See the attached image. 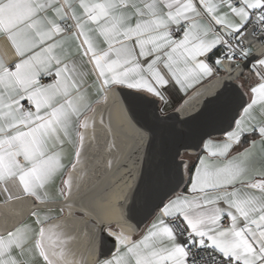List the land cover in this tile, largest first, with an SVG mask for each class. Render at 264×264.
<instances>
[{
  "label": "snow or ice",
  "instance_id": "1",
  "mask_svg": "<svg viewBox=\"0 0 264 264\" xmlns=\"http://www.w3.org/2000/svg\"><path fill=\"white\" fill-rule=\"evenodd\" d=\"M0 38V264H264V169L251 167L264 161V0H0ZM252 57L243 115L191 166L157 161L169 116L148 97L208 80L176 112L189 123ZM142 210L153 219L133 240Z\"/></svg>",
  "mask_w": 264,
  "mask_h": 264
},
{
  "label": "water",
  "instance_id": "2",
  "mask_svg": "<svg viewBox=\"0 0 264 264\" xmlns=\"http://www.w3.org/2000/svg\"><path fill=\"white\" fill-rule=\"evenodd\" d=\"M254 58L255 57L249 58L248 61L245 60L242 63L244 64V66L242 68V74L239 75V79L233 76V81L228 91L218 99L209 103L208 107L205 110L204 116H201L196 120L186 124H182L177 119V110L180 108V105L183 103V101L192 94L195 88L184 98V100L175 109L168 112H164L169 116V120L163 125H157V140L153 145L152 149L150 150V152L156 157L157 161H159L161 157L169 160L175 158L177 165H179L181 160H184L189 164V166H191L192 163L196 162L199 157L205 155V152L203 151V140L206 141L207 139H209V135L216 138L221 137L223 136V132L229 130L230 124L234 122L235 119H239L240 115L242 114L241 106L243 102L248 99L247 95L243 96L242 93V91L244 93H247L242 79L245 74H248L250 72L251 62ZM220 74L226 75V73L224 72H221ZM207 84H209V81L201 85ZM241 84L244 86L242 90L238 87V85ZM201 85L197 86L196 88L201 87ZM215 91L216 88L213 87L211 89V92L214 94ZM206 98L207 95L205 96V99ZM148 100L152 103L151 107L153 109L161 111V101L159 100V98L149 96ZM239 112L240 115H238ZM209 114L212 117L211 122L206 118ZM252 140L258 141L259 136L251 139L245 147L249 146ZM244 148L239 151H243ZM177 153H179V155H177ZM185 153L192 157L184 158L183 156ZM209 159L215 160L214 157L210 156ZM251 167L255 170V174H258L261 169H264V161L260 160L259 158H256L253 160ZM178 178L179 173L177 172V179ZM181 188L185 189L183 185H181ZM61 207L62 205L53 204L51 209L56 208L61 210ZM64 214L65 213L62 212L60 216H63ZM80 214L81 213L76 212V215ZM60 216L54 217L53 219H56ZM29 217H27L23 222H25ZM152 218V216L147 215L146 211L142 210L138 212L131 221L137 229L133 236L138 235ZM113 227L115 228L116 226L113 225ZM105 237L107 238L106 240ZM97 243L100 252L102 253V255L105 256L110 254L111 249L114 246V241H112L111 237L107 236V233H104L100 238H98Z\"/></svg>",
  "mask_w": 264,
  "mask_h": 264
},
{
  "label": "crops",
  "instance_id": "3",
  "mask_svg": "<svg viewBox=\"0 0 264 264\" xmlns=\"http://www.w3.org/2000/svg\"><path fill=\"white\" fill-rule=\"evenodd\" d=\"M203 23H207V21H203ZM70 47H71V50H72V52L74 54L75 53V44L74 43L70 44ZM5 51H6L5 42L3 41L2 38H0V53H3ZM9 55H11L10 52H9ZM87 67L90 69L91 66L89 65ZM252 80H253V76H252V72L251 71L248 74H245V76L242 79V82L245 85V88H246L247 91L249 89V85L252 84ZM207 81L208 80L202 81L201 84H203V83H205ZM50 82H48V83H50ZM90 83H91V78H89V84ZM197 86H199V85H196L195 88ZM193 89H189L188 92L185 93V92H183V91H181L179 89V86L178 85L170 84L167 88H165V100L163 102H161V111L162 112H168V111H171V110L175 109ZM242 114H243V112H242ZM258 114L261 115V118L262 119H264V113H261V111H260V105H259V107L256 106V109L253 111V117L257 121H259L258 117H256ZM244 147H245V145H244V139H243L242 142L238 146L234 147L233 153L241 150ZM65 148H66V155H67V159L65 160V163H67V160L68 159H71L72 150H71V147L70 146H65ZM59 183H60V178L59 177H56L53 182H50L46 186V190L48 191L49 196H52L50 194L51 191H54L57 188H59ZM184 191H187V190H184ZM3 198H4L3 197V194L0 193V201H2ZM150 221L147 223V225L142 229V231L138 235L133 236V238H132L133 240H136V239H139L140 238V234L142 232H144V230H146V228L149 225Z\"/></svg>",
  "mask_w": 264,
  "mask_h": 264
},
{
  "label": "rangeland",
  "instance_id": "4",
  "mask_svg": "<svg viewBox=\"0 0 264 264\" xmlns=\"http://www.w3.org/2000/svg\"><path fill=\"white\" fill-rule=\"evenodd\" d=\"M221 71H223V70H221ZM257 107H259V104L258 105H256ZM256 106H254V109L252 110V116H253V111L256 109ZM243 115V114H242ZM256 117H258V119L259 120H261L262 118H261V115H257ZM240 118V117H239ZM222 137V136H221ZM217 138H220V137H217ZM203 151L204 152H206V150L205 149H203ZM184 158H188V154L187 153H185L184 154V156H183ZM184 190H186V189H184ZM50 194L52 195V196H50L53 200H57V199H60L59 198V195H58V188L56 189V190H54V191H51L50 192ZM41 211H47V210H41ZM62 214V211L60 210V209H51V217L52 218H54V217H57V216H60ZM32 222V218L31 217H29L25 222H23V223H25V224H30ZM133 238V237H132Z\"/></svg>",
  "mask_w": 264,
  "mask_h": 264
},
{
  "label": "built area",
  "instance_id": "5",
  "mask_svg": "<svg viewBox=\"0 0 264 264\" xmlns=\"http://www.w3.org/2000/svg\"><path fill=\"white\" fill-rule=\"evenodd\" d=\"M249 27H251V25H249ZM257 36L259 35V31H257L256 33H255ZM245 60H237V62L238 63H243ZM223 72V71H222ZM41 82L42 83H48V82H50V79H48V78H41ZM192 253H193V258L196 260V261H199V259H200V257H201V255L203 254L201 251H199V250H196V249H193L192 250ZM189 264H192V259H190L189 260Z\"/></svg>",
  "mask_w": 264,
  "mask_h": 264
},
{
  "label": "trees",
  "instance_id": "6",
  "mask_svg": "<svg viewBox=\"0 0 264 264\" xmlns=\"http://www.w3.org/2000/svg\"><path fill=\"white\" fill-rule=\"evenodd\" d=\"M259 135L258 134H255V133H253V134H251V135H249V136H245L244 137V145L246 146L248 143H249V141L251 140V139H253V137L254 138H256V137H258ZM186 189V188H185ZM187 190V189H186Z\"/></svg>",
  "mask_w": 264,
  "mask_h": 264
},
{
  "label": "flooded vegetation",
  "instance_id": "7",
  "mask_svg": "<svg viewBox=\"0 0 264 264\" xmlns=\"http://www.w3.org/2000/svg\"><path fill=\"white\" fill-rule=\"evenodd\" d=\"M192 156L188 155V158H191Z\"/></svg>",
  "mask_w": 264,
  "mask_h": 264
}]
</instances>
